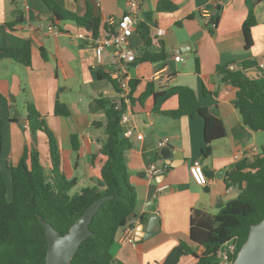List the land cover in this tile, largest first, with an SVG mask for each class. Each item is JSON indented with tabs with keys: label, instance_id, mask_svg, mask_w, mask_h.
<instances>
[{
	"label": "crops",
	"instance_id": "0c3cea01",
	"mask_svg": "<svg viewBox=\"0 0 264 264\" xmlns=\"http://www.w3.org/2000/svg\"><path fill=\"white\" fill-rule=\"evenodd\" d=\"M160 1L144 0L139 17L156 33L149 51L165 56L154 62L138 59L129 67L131 80H138L132 96L140 98L148 83L155 91L188 86L195 91L200 106L222 118L227 134L213 141L212 154L205 158L203 117L174 118L163 113L179 106L177 95L164 101L156 111L155 98L150 94L144 99L148 110L131 111L128 125L134 133L129 137L132 145L125 156L129 179L138 195L130 222L135 241H117L112 250L114 264H163L182 241L201 254L204 247L190 239L193 211L214 215L238 197L242 187L230 180L235 165L243 160L253 161L264 147V134L244 124L233 103L236 89L224 82L217 71L219 64L231 61H252L264 71V0L255 7L258 23L252 28L254 43L248 50L242 30L247 17L245 0H171L178 5L176 10L158 11ZM55 2L59 8L78 15L89 12L99 17L100 32L108 27L110 16L119 18L129 4V0ZM208 4L217 6L219 12L214 33L202 13ZM49 23H54L60 33L49 31ZM158 29L165 32L158 34ZM79 31L86 30L73 21L58 19L43 0H0V48H19L27 42L31 47L28 64L0 58V117L5 119L2 162L7 167L16 165L25 150L35 146L46 170L52 168L48 138L43 131L36 132L37 141L33 144L27 119V105L31 102L55 134L62 172L68 179H75L82 190L94 184L89 165L105 137L106 110L100 100L117 101L119 93L110 80L100 77V73L109 74L112 69L110 55L106 53L104 64L100 65L93 45L76 36ZM131 41L141 55L144 41L138 32ZM177 53L181 54V61L174 59ZM156 72L165 76L153 79ZM57 102L67 106L68 115L55 113ZM164 138L168 139L167 145L160 147ZM197 159L210 172L205 186L198 184L190 172ZM151 164L169 167L163 174L148 175L146 169ZM164 184L168 187L159 192ZM151 220L158 221L156 232L146 238ZM197 260L185 255L178 264H195Z\"/></svg>",
	"mask_w": 264,
	"mask_h": 264
},
{
	"label": "trees",
	"instance_id": "16d2710c",
	"mask_svg": "<svg viewBox=\"0 0 264 264\" xmlns=\"http://www.w3.org/2000/svg\"><path fill=\"white\" fill-rule=\"evenodd\" d=\"M51 13L60 20H70L85 28L94 36L100 33L101 20L87 12L78 15L59 8L55 0H43ZM263 0H245L247 17L242 30L245 49L254 43L252 28L258 23L255 7ZM207 8L213 11L214 33L219 22L218 9L213 4ZM178 8L171 0H161L158 11H174ZM21 20V17L18 18ZM54 24V23H53ZM55 25V24H54ZM137 32L144 41L140 61H157L164 54L149 51L156 33L148 23L142 21ZM30 43L19 48H0V58L10 57L28 64L31 60ZM198 60V59H197ZM231 65H237L231 69ZM217 71L222 80L236 89L233 103L242 116L245 125L254 131L264 132V71L252 61H231L219 64ZM101 78L110 80L119 92L118 82L110 74L100 73ZM138 80L130 81L131 110L144 112L148 106L144 99L150 94L155 98L154 109L159 111L161 104L177 95L179 106L171 111H163L166 115L178 118L184 115H200L205 121L202 156L212 154V143L226 136V126L219 116L208 108L200 106L195 91L185 85H175L155 91L148 83L145 92L138 99L132 92ZM106 110L105 137L100 151L90 161L93 185L72 194L76 185L75 179H68L60 168V152L54 132L48 127L43 115L36 106L29 102L27 119L36 143V132L43 130L48 136L52 168L48 172L41 162L40 152L32 146L25 150L16 165H9L10 180L7 181L3 165L4 124L0 117V264H46L49 249L45 227L40 218L50 222L61 234H66L74 222L85 210L102 196H110L95 213L89 228L91 234L84 239L73 256L71 264H114L113 247L117 243L125 227L130 224L129 217L135 213L138 195L130 182L126 165V151L131 147L129 137L124 135L121 124L122 109L115 102L100 100ZM55 113L68 115L69 110L63 103L57 102ZM97 124L100 125L99 122ZM230 180L241 185L238 197L222 206L218 213L210 214L195 209L191 215L190 239L204 247L197 251L185 242L173 248L163 264H178L185 255H193L198 260L195 264H219L218 251L228 243L236 244L237 253L249 237L253 224L264 219V147L251 162L243 160L235 165ZM206 175L210 172L205 171Z\"/></svg>",
	"mask_w": 264,
	"mask_h": 264
},
{
	"label": "built area",
	"instance_id": "2783aa9c",
	"mask_svg": "<svg viewBox=\"0 0 264 264\" xmlns=\"http://www.w3.org/2000/svg\"><path fill=\"white\" fill-rule=\"evenodd\" d=\"M144 0H129L127 10L119 18L110 16L107 20L108 27L104 28L97 36H94L91 32L88 31H79L76 33V36L81 39L89 41L96 53L97 62L101 65L104 64L105 54L110 55V61L112 69L109 71V74L112 79L118 82L119 86V98L117 101H114L116 106L122 109L123 104H125L122 115H121V124L124 127V135L130 137L134 133V129L129 126V119L131 113V76L129 74V67L132 64L138 62L139 52L136 48L132 46L131 38L137 32V27L140 24L141 20L139 17V12L141 11V6ZM203 16L205 18L206 24L209 26H214L212 22L213 11L207 7L202 10ZM49 31L57 35L60 33V30L53 24L49 23L47 25ZM164 29H158V34H163ZM174 59L181 61L183 58L181 54L177 53L174 56ZM231 69H235V65L230 66ZM165 76V75H164ZM161 72H156L153 76V79H161L164 77ZM169 78V76H167ZM139 137H143L142 134H139ZM168 142L167 138L162 139L159 142V146H166ZM239 155H236L237 159ZM169 165L163 164L158 166L156 164H151L147 169L146 173L148 175L154 174H163ZM190 172L194 180L201 185H207L209 178L205 173L204 167L200 160H195L190 166ZM168 186L166 184L161 185L158 188V191L161 192L166 189ZM119 242H134V236L132 234L131 225L128 224L122 234L120 235ZM236 244L228 243L223 246L218 251L219 264H233L234 263V254L236 253Z\"/></svg>",
	"mask_w": 264,
	"mask_h": 264
},
{
	"label": "water",
	"instance_id": "95a60500",
	"mask_svg": "<svg viewBox=\"0 0 264 264\" xmlns=\"http://www.w3.org/2000/svg\"><path fill=\"white\" fill-rule=\"evenodd\" d=\"M218 14L219 12L216 13V15ZM180 51H183V48ZM18 115L19 113L15 109L14 116ZM109 197L106 195L97 199L64 235H61L50 222L40 218L49 243L46 264H71L81 243L91 234L89 225L95 213ZM133 216L135 215H131L129 219L131 220ZM157 224L158 221H150L146 229V238L155 234ZM233 264H264V219L252 225L249 237L237 253Z\"/></svg>",
	"mask_w": 264,
	"mask_h": 264
},
{
	"label": "rangeland",
	"instance_id": "374dc122",
	"mask_svg": "<svg viewBox=\"0 0 264 264\" xmlns=\"http://www.w3.org/2000/svg\"><path fill=\"white\" fill-rule=\"evenodd\" d=\"M41 131H43V130H41ZM261 132H262V134H264L263 131H261ZM42 134H43L46 138H48L47 134H46L44 131L42 132ZM36 141H37V138H36ZM50 158H51V155H50ZM2 163H3L4 175H5L6 179H7V181L9 182L10 177H9L8 167L6 166V164L4 163V161H3ZM81 187H82V186H80V185H76V186L72 189V192H71V193H72V194H75V193L80 192V191H81Z\"/></svg>",
	"mask_w": 264,
	"mask_h": 264
}]
</instances>
